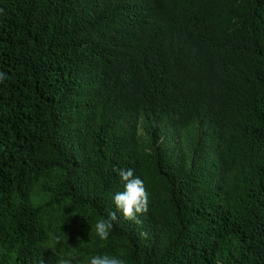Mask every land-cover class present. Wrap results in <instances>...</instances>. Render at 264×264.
<instances>
[{
  "label": "trees",
  "instance_id": "16d2710c",
  "mask_svg": "<svg viewBox=\"0 0 264 264\" xmlns=\"http://www.w3.org/2000/svg\"><path fill=\"white\" fill-rule=\"evenodd\" d=\"M0 72V264H264V0H0Z\"/></svg>",
  "mask_w": 264,
  "mask_h": 264
},
{
  "label": "clouds",
  "instance_id": "9594fccd",
  "mask_svg": "<svg viewBox=\"0 0 264 264\" xmlns=\"http://www.w3.org/2000/svg\"><path fill=\"white\" fill-rule=\"evenodd\" d=\"M5 79L6 73L0 72V82H3ZM118 175L124 182V191L114 195L113 199L116 209L122 213L125 220L142 224L138 216L148 211L149 204V196L144 181L135 176L134 170L130 168L127 170L120 169ZM116 220V212L112 211L109 213L108 218H101L96 222L94 230L100 240L106 241L109 238L113 222ZM141 235L146 236V233H141ZM55 239L59 242L61 237L57 236ZM59 264H71V261L60 259ZM88 264H125V261L118 256L105 254L91 256Z\"/></svg>",
  "mask_w": 264,
  "mask_h": 264
}]
</instances>
